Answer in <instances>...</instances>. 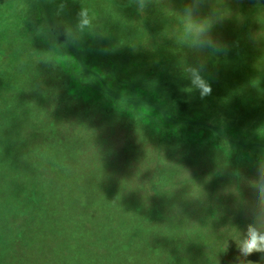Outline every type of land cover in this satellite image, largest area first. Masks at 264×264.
<instances>
[{"label": "rangeland", "instance_id": "rangeland-1", "mask_svg": "<svg viewBox=\"0 0 264 264\" xmlns=\"http://www.w3.org/2000/svg\"><path fill=\"white\" fill-rule=\"evenodd\" d=\"M88 1L97 24L114 21L126 57L167 82L160 105L194 120L207 114L230 140L87 96L77 82L87 77L49 31L41 46L12 35L0 59V200L19 191L37 202L14 225V206H0V264H264L238 252L264 153L237 149L264 145V0H139L144 13L122 26L108 2ZM193 70L214 80L218 100L202 98L201 108L187 94Z\"/></svg>", "mask_w": 264, "mask_h": 264}, {"label": "trees", "instance_id": "trees-1", "mask_svg": "<svg viewBox=\"0 0 264 264\" xmlns=\"http://www.w3.org/2000/svg\"><path fill=\"white\" fill-rule=\"evenodd\" d=\"M138 1L130 0L129 4H124L121 0H104V2H108V5H105L108 12L113 8L112 16L117 14L122 18L120 20L121 26L126 21V17H124L126 14H129L131 19H138L144 13V10H141V7L138 6ZM18 2L22 5L19 6ZM95 8V5L88 0H0V59L4 56L2 51L4 46L16 44V41L12 43L8 40L12 35L22 37L27 35L37 46H41L42 41L39 33L49 31L50 35H53L54 46L60 48L65 55L74 57L73 59L87 77L84 82L77 81L86 95L94 92L106 99L118 101L120 102L119 107L122 109L136 113L135 115L139 118L150 119L154 123L156 122L157 125L166 124L169 127L171 126V130L178 129V127L186 128L192 123L197 124L199 128L212 126L213 123H209L208 119H206L207 114L194 120L192 117L194 115L176 113L180 110L177 111L172 106L163 107L154 99H166L168 86L164 85L167 82L160 79L147 78L146 72L133 64L132 59L126 57L128 49H125V45H122L125 44L124 41L121 42L117 38L120 37V33L117 32L114 21L112 22L108 16L104 24H97L99 11ZM82 10H87V18L90 21L83 29L79 27L81 20L79 13ZM146 23H143V29L145 30L148 29L147 20ZM94 33L96 34L94 37L88 36ZM97 34H106V36L103 37ZM151 35V37H154L156 34L151 33ZM96 39L99 42L97 46L95 43L93 44ZM115 45L124 46V51H120ZM94 63L99 64L97 71L92 67ZM102 67L104 73L99 71ZM150 72L154 74L151 69L148 73ZM165 80H169L168 84L170 86H174L176 82L170 78ZM213 81L211 79L206 81L211 87V94L209 95H199L200 90L196 86L193 87L194 89L185 88V91L187 94L193 93V97L196 100L200 99L201 101H199L198 105L201 104L202 108L204 105L203 100L210 99V102L218 100V93L215 92L216 88ZM121 89L125 92L120 93ZM195 107V105L192 106L189 111L192 112ZM212 127H214L218 135H223L222 127ZM223 136L230 140L226 135ZM256 148L259 149L260 153H264V145H255L251 141H244L237 147L240 157H242V154L243 156L257 155ZM20 193L17 191L13 197L7 194L4 199L0 200V206H14L16 217H14L12 225L18 221L21 213L27 215L26 212L28 210L25 208L28 203L37 202L36 194H29L22 198L19 195ZM3 194L4 192L0 189V196Z\"/></svg>", "mask_w": 264, "mask_h": 264}, {"label": "clouds", "instance_id": "clouds-1", "mask_svg": "<svg viewBox=\"0 0 264 264\" xmlns=\"http://www.w3.org/2000/svg\"><path fill=\"white\" fill-rule=\"evenodd\" d=\"M81 20L79 27L83 29L90 21L87 18V10H82L79 13ZM192 84L200 90L201 96L211 94V87L206 81L198 74L196 70H193ZM264 175V170H262ZM256 205L252 211V219L246 225V231L243 238L239 241L238 252L239 256L247 258L254 253L261 254V260H264V182L258 183L256 191Z\"/></svg>", "mask_w": 264, "mask_h": 264}]
</instances>
